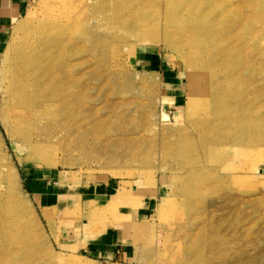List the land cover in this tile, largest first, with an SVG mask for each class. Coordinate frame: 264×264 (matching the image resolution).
<instances>
[{"label":"rangeland","instance_id":"374dc122","mask_svg":"<svg viewBox=\"0 0 264 264\" xmlns=\"http://www.w3.org/2000/svg\"><path fill=\"white\" fill-rule=\"evenodd\" d=\"M48 1L31 0L0 47V192L18 218L0 222V264H264V56L244 72L252 119L234 129L216 123V104L165 43L162 25L144 36L118 32V41L101 45L96 32L95 49L79 54L76 72L32 73L40 104L62 84L77 94L74 114L55 111L21 130L6 128L13 50ZM223 1L245 18L241 36L264 31V0ZM53 117L59 122L50 126ZM106 133L135 145L108 146ZM208 141L220 150L208 155ZM113 199L116 207L102 216L86 215ZM112 232L125 250L96 249Z\"/></svg>","mask_w":264,"mask_h":264},{"label":"bare ground","instance_id":"6f19581e","mask_svg":"<svg viewBox=\"0 0 264 264\" xmlns=\"http://www.w3.org/2000/svg\"><path fill=\"white\" fill-rule=\"evenodd\" d=\"M228 7L223 0H49L44 6L43 16L33 21L28 27L29 30L27 28L28 32L25 33L29 36L21 42V46L16 45L13 50L16 59L10 67L2 125L21 130L32 123L42 121L45 115L55 111V114L69 117L78 106L80 107V104H77V94L60 88L62 84H57L58 91L51 96V100L44 95L45 99H49H46V105L40 104L42 94H35L33 90L36 79L32 77L34 70L46 68V74H52L48 79L53 77V73L60 77L62 73L69 71L70 75L76 72V66L84 63L79 60V54H89L96 44L115 42L119 37L118 32H134L136 36L148 35L147 32L154 26L161 25L160 34L163 35L165 43L174 47L178 55L187 61L191 69L189 78L202 83L199 89H204L205 95L216 104L219 110L216 123H226L234 129L238 128V125L248 123L252 119L251 110L255 102L251 97V77L247 78L244 72L251 71L252 62L258 58L257 55L264 56V46L261 43L264 41V31L261 29L251 33L247 30L250 33L247 34L249 39L244 38L245 35L241 36L242 32L239 33L236 28L241 24L243 29L245 18L242 15L244 19L241 21L239 12L231 13ZM96 32H103L104 36L101 35L99 43L95 44L91 39ZM160 34H156L153 41L159 40ZM260 66L264 68V61L260 62ZM71 77L75 79L73 75ZM247 88L251 93L245 92ZM194 110L192 106L190 113ZM259 110H256L258 116L261 115ZM57 119L58 117L51 118L49 125L53 126L56 122L58 124ZM89 125H92L90 121L84 129L90 128ZM92 132L95 138L93 141L98 142V130L93 129ZM106 134L108 146L111 140H117L127 148L135 145L128 141L124 134L116 138H110L113 136ZM20 136L24 138V135ZM207 143L208 155L220 150L219 145L211 146L210 141ZM141 153V148L131 151L132 156ZM4 197V192H0V222L12 226L18 221L13 212L15 205L5 201ZM116 205L117 201L113 199L102 208L89 209L86 215L89 218L100 217L103 210L114 208ZM1 213L6 217L3 215L2 218Z\"/></svg>","mask_w":264,"mask_h":264},{"label":"crops","instance_id":"0c3cea01","mask_svg":"<svg viewBox=\"0 0 264 264\" xmlns=\"http://www.w3.org/2000/svg\"><path fill=\"white\" fill-rule=\"evenodd\" d=\"M30 1L31 0H0V47L6 40L13 24L23 16ZM101 247L110 249L112 253H119L125 250L122 238H115L113 232L110 234L109 238H101L99 240L96 249Z\"/></svg>","mask_w":264,"mask_h":264}]
</instances>
